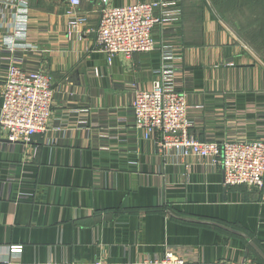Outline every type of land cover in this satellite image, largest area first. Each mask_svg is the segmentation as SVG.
Masks as SVG:
<instances>
[{"label":"crops","instance_id":"crops-1","mask_svg":"<svg viewBox=\"0 0 264 264\" xmlns=\"http://www.w3.org/2000/svg\"><path fill=\"white\" fill-rule=\"evenodd\" d=\"M20 1L0 0V94L12 61L45 72L54 129L27 144L0 130V264H133L167 249L185 264H264V186L226 187L216 165L162 157L131 113L166 71L196 139H264V0H164L175 6L155 49L111 61L95 41L101 0H79L70 38L69 0Z\"/></svg>","mask_w":264,"mask_h":264},{"label":"built area","instance_id":"built-area-1","mask_svg":"<svg viewBox=\"0 0 264 264\" xmlns=\"http://www.w3.org/2000/svg\"><path fill=\"white\" fill-rule=\"evenodd\" d=\"M7 6H17L20 0H4ZM102 7L95 41L108 61L121 55L130 59L137 53L155 49L152 32L167 21L166 10L175 6L164 0L135 3L120 7L101 0ZM65 15L67 37L70 38L85 21L78 12L79 0H69ZM158 13V14H157ZM161 73L149 91H137L131 105L133 128L145 139L157 135V150L162 157H175L187 166L216 165L223 173L226 187L245 186L261 189L264 186V139L256 141L201 142L191 132L186 95L178 91ZM52 82L43 71L30 72L18 60L7 68V79L0 94V130L9 143L27 144L35 135L46 134L52 120L54 102ZM85 127V122H80ZM21 247L12 246L10 253H20ZM43 264H73L47 262ZM90 264H110L101 260ZM123 264V263H116ZM133 264H185L167 249L161 258L144 259ZM217 264H251L217 263Z\"/></svg>","mask_w":264,"mask_h":264},{"label":"water","instance_id":"water-1","mask_svg":"<svg viewBox=\"0 0 264 264\" xmlns=\"http://www.w3.org/2000/svg\"><path fill=\"white\" fill-rule=\"evenodd\" d=\"M261 255V254H260ZM262 256V255H261ZM263 257V256H262Z\"/></svg>","mask_w":264,"mask_h":264}]
</instances>
